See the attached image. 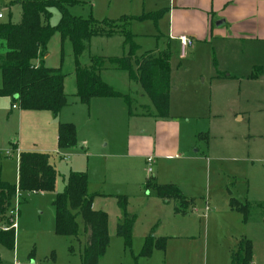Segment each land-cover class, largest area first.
I'll list each match as a JSON object with an SVG mask.
<instances>
[{
    "label": "rangeland",
    "instance_id": "374dc122",
    "mask_svg": "<svg viewBox=\"0 0 264 264\" xmlns=\"http://www.w3.org/2000/svg\"><path fill=\"white\" fill-rule=\"evenodd\" d=\"M10 1L0 0L3 15L0 22L18 23L22 19V9L19 4L10 5ZM142 1L72 0L67 7L74 16L98 21L117 20L149 12L150 8H145ZM60 16L59 9L53 8L49 23L56 25ZM156 22L132 20L128 31L135 35L138 55L148 51L156 54L170 51V116L155 117L156 109L151 99L126 72L107 69L103 78L131 97L135 113L130 118V127L129 123L127 125L131 133L142 135L149 147L159 145L157 153L168 150L169 154L179 156L158 157L152 166L153 172L149 173L146 159L130 153L129 147L124 148L126 137H122V132L111 139L112 136L104 133V126H99L93 117L89 119L92 106L76 95L72 44L69 40L62 42L60 33L55 32L48 44L45 63L50 67L62 66L67 73L64 82L67 103L56 119L74 123L80 134L90 127L99 143L97 149L83 145L85 149L69 155L63 151H46L58 171L55 189L18 194L15 248H0L1 264H82L87 240L83 220L78 218L79 237L59 233L53 204L56 194L64 189L70 171L77 170L88 175L89 192L95 195L93 208L108 215L110 242L99 264H231V250L241 238L252 242L251 264H264V43H233L229 50L238 61H234V57L219 56L216 64L218 56L208 46L197 49L189 46L182 57L179 44H170L165 37L166 20L161 29ZM127 52L122 35L97 36L91 40L80 61L82 65H89L92 56H123ZM259 66L261 71L257 72ZM2 85L0 69V88ZM120 99L129 115L125 99ZM49 115L47 111L22 109L11 96H0L3 180L18 183L19 151L16 146L39 141L38 137L49 130ZM114 150L127 152L131 158L110 155ZM159 167L165 168L164 171L171 167L172 172H163L165 179L177 181L193 200L194 206L186 215L178 217L181 221L175 228H172V219H165L171 215L173 201L159 206L147 202L148 198L156 197L154 188L146 184L149 180L156 183ZM138 180L142 181L141 186L134 184ZM122 196L127 200L126 211L136 215L129 240L117 235V225L124 218L118 203ZM232 199L247 203L245 214L232 210ZM206 202L212 211H206ZM166 210H170L169 213ZM213 210L218 215L208 220L204 213ZM244 215H247L246 220ZM151 227L157 238L163 235L161 233L175 236L164 238V248L154 247L150 254H144L143 247Z\"/></svg>",
    "mask_w": 264,
    "mask_h": 264
},
{
    "label": "trees",
    "instance_id": "16d2710c",
    "mask_svg": "<svg viewBox=\"0 0 264 264\" xmlns=\"http://www.w3.org/2000/svg\"><path fill=\"white\" fill-rule=\"evenodd\" d=\"M72 0H11L9 4H19L22 19L18 23L0 22V69L3 85L0 96H11L26 110L50 111L58 117L67 103L64 82L67 73L61 67H50L45 63L48 44L55 32H59L62 42L69 40L76 62V95L89 104L97 97H122L128 106L130 116H135L131 97L116 90L103 78L107 69H116L127 73L130 80L140 84L156 109L155 117L170 116V51L160 54L145 52L137 54L139 45L134 34L128 31L132 20L156 19L160 12L141 16H122L120 19L83 18L72 15L67 3ZM58 8L60 20L56 25L49 23L52 9ZM124 37L128 47L123 56L95 55L89 65H82L80 57L89 48L91 40L97 36ZM257 72L261 67H257ZM255 75V74H254ZM256 76V75H255ZM78 145L77 128L74 123L60 122L58 129V148L71 150ZM58 171L51 163L49 155L40 151H21L19 153V179L13 184L1 178L0 169V248H15L16 229H4L11 226L12 215L18 192H44L55 189ZM88 175L84 171H70L62 191L53 201L56 212V229L59 233L74 237L80 235L78 218L84 223L87 236L82 264H99L110 242L108 215L105 211L93 208L94 194L88 189ZM154 188V194L163 200L173 201L176 213H186L191 200L182 194L174 184H157L151 180L146 184ZM119 206L124 218L117 225V235L130 239L136 215L126 211V197L119 198ZM232 207L244 213L247 203L232 199ZM247 219V215H244ZM164 238H155L153 229L146 237L144 254H150L154 247L164 248ZM252 242L242 238L233 249L231 264H251ZM1 264V259H0Z\"/></svg>",
    "mask_w": 264,
    "mask_h": 264
},
{
    "label": "crops",
    "instance_id": "0c3cea01",
    "mask_svg": "<svg viewBox=\"0 0 264 264\" xmlns=\"http://www.w3.org/2000/svg\"><path fill=\"white\" fill-rule=\"evenodd\" d=\"M141 3H143V5L145 4V8H150L149 12H143L142 15L156 12L161 13L157 19L151 20H156V23L159 25L160 29L162 27L161 25L163 21L166 20V22H164L166 31L165 37H167L168 43L179 44L180 55L182 57L185 55L188 47L185 51H183L180 41L181 36H186L192 40L191 46L193 49H197L198 46H208V48L211 47L213 52L215 51L217 54L216 56H218L215 59L216 64H218V61H220L219 56L224 59L228 57H234V61H238V57H235V55H233L229 50L233 43H255L256 41L264 43V0H144ZM136 20L142 21L138 19ZM120 98L121 97L93 98L90 102L93 110L91 115H89V119L90 117H93L97 120L99 126H104V133L110 135V137L112 136L111 139H114V136L117 138L119 136V132H122V137H126V145L124 148L129 147L130 153L132 154H140L142 158L146 159V163L149 156L154 157V163L157 162L156 159L158 157H178V154L172 155L169 154V152H166L168 150H160L159 153L155 152V150L160 148L159 145L156 146L155 144L153 146L150 145L149 147L148 142L146 143L144 141L142 135L136 136L135 134L131 133L132 131L130 128L128 129L127 125L129 123L130 127V118L132 117L127 115L125 112V104ZM50 113L51 115L47 116V125L49 130L42 136L38 137L39 141L35 140L30 143H22V145L18 144L16 148L19 153L25 150L40 152L56 150L57 152H60L58 148V129L60 120H57V117H55L52 112ZM101 131L103 130L101 129ZM77 139L82 145L78 146V142L77 147L63 152H66L69 155V153L72 151H76L80 148L85 149L83 145H87L89 148L92 146L93 149H97L98 147V139L90 127L87 128V131L85 130L84 134H80L77 128ZM107 144H109V142ZM109 154L113 155L114 157L131 158V155L127 152L118 153L114 150L110 151ZM170 168L171 167L167 168L166 171L172 172L173 169ZM160 169L161 168L159 167L155 176L158 178L156 183L174 184L180 189L182 194L188 198V196L184 193L183 188L177 183V181L170 180L169 182L167 181L168 179H165V174L163 173L166 172L164 171L165 168H162L161 170ZM129 173L133 177V174L130 171ZM136 182L134 184L141 186L140 183L142 181L138 180ZM147 194L149 195L151 193L147 192ZM138 195L141 196L140 194ZM156 197L148 198L149 200H147V202L149 203L150 201V204H156L158 206L161 205L160 203L169 204V202H171L163 200L162 198L160 199V197ZM190 200L191 203L188 209L193 205V200ZM208 206L209 205L206 202V211H212ZM231 208L232 210L240 212L232 206ZM166 211L169 213L170 210ZM187 213L188 210L186 213H176L173 202V210L171 215L168 214L165 219H172L171 225H174L172 228H175L177 224H180L181 221L178 220V217H183ZM217 215L218 214L215 212V210L209 214L204 213V216L208 218V220L212 217H216ZM152 229L154 230V227H151V230ZM161 234L163 235L159 236L158 238L175 236L167 233ZM232 251L233 249L231 250V254Z\"/></svg>",
    "mask_w": 264,
    "mask_h": 264
},
{
    "label": "built area",
    "instance_id": "2783aa9c",
    "mask_svg": "<svg viewBox=\"0 0 264 264\" xmlns=\"http://www.w3.org/2000/svg\"><path fill=\"white\" fill-rule=\"evenodd\" d=\"M3 15L2 13H0V18H2ZM180 41H181V45H182V48H183V51H185L187 49V47L191 46L192 44V40H190L189 38H187L186 36H181L180 37ZM13 107L15 108L16 105H13ZM155 160H154V157L153 156H149L147 158V166H148V172L149 173H152L153 171V164H154ZM19 194V192H18ZM17 207L14 206V208H12L10 211H9V214L13 216L12 220H11V226L7 227V226H4L3 228L6 230V229H9L10 227L11 228H16L17 227V222H16V216H17Z\"/></svg>",
    "mask_w": 264,
    "mask_h": 264
}]
</instances>
